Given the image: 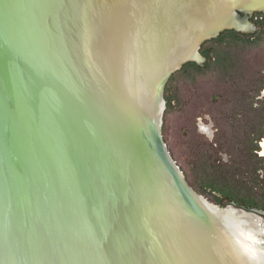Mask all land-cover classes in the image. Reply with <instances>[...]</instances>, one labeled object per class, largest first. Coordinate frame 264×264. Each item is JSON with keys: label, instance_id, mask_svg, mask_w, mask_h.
I'll return each instance as SVG.
<instances>
[{"label": "water", "instance_id": "1", "mask_svg": "<svg viewBox=\"0 0 264 264\" xmlns=\"http://www.w3.org/2000/svg\"><path fill=\"white\" fill-rule=\"evenodd\" d=\"M219 89L259 124L264 0H0V264H264L223 207L264 180L196 128Z\"/></svg>", "mask_w": 264, "mask_h": 264}, {"label": "flooded vegetation", "instance_id": "2", "mask_svg": "<svg viewBox=\"0 0 264 264\" xmlns=\"http://www.w3.org/2000/svg\"><path fill=\"white\" fill-rule=\"evenodd\" d=\"M200 56V59L190 61H202L203 56ZM225 95V92L220 91L219 89L212 99L209 98L208 102H203V106L205 105V107L202 106L199 110V113L195 119V124L200 134L205 136L213 144L215 153L222 156L221 160H216V166L218 168L227 167L230 170L227 173L228 176L225 177H229V179H227L228 184L230 185L228 189L235 193L234 191L238 190L241 182H244L247 185H252L253 170L255 168L256 172L261 175V179L264 180V112L261 113L260 119L255 121V124L259 123L256 125L252 124L253 121L251 118V111L234 107L235 105H232L231 102L224 104L227 107H230V111L225 113L224 109H221L223 103L220 102L225 98ZM164 99L166 110L167 99L165 97V91ZM192 117V111L186 114V120H191ZM226 132H228V134H225ZM226 141H230L232 143V148L230 147L228 149ZM230 179L232 182L229 181ZM215 194L219 200H226L225 190L220 189V191H215ZM203 198L205 199V197ZM246 198L247 197H239L236 193L235 195L232 194L230 199L224 204L223 207L234 206L240 210H245L259 217L264 216V209L250 207L252 198ZM205 200L207 201V199ZM215 206L221 207L220 205Z\"/></svg>", "mask_w": 264, "mask_h": 264}]
</instances>
